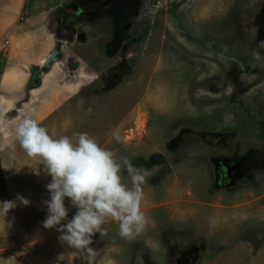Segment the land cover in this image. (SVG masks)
I'll use <instances>...</instances> for the list:
<instances>
[{
	"label": "rangeland",
	"instance_id": "1",
	"mask_svg": "<svg viewBox=\"0 0 264 264\" xmlns=\"http://www.w3.org/2000/svg\"><path fill=\"white\" fill-rule=\"evenodd\" d=\"M102 1H33V12L55 9L43 21L60 52L42 71L64 76L44 79L48 103L52 81L74 76L85 86L55 96L57 109L48 104L40 117L35 105L10 111L15 99L1 101L0 202L16 206L0 215V264H87L86 253L43 227L51 177L15 141L14 126L24 118L54 137L87 132L145 170L142 210L158 221L151 240L158 247L124 239L118 224L106 221L107 235L97 233L90 245L98 264H264V61L251 56L264 42V0H134L127 18L117 13L122 0H113L74 15L77 6L89 11ZM0 30L2 69L6 42L17 33ZM34 75L31 85H38L42 77ZM65 205L71 208L67 199ZM225 205L244 206L246 214H234L241 221L229 231L210 230L215 239L197 237L207 230L205 209Z\"/></svg>",
	"mask_w": 264,
	"mask_h": 264
},
{
	"label": "clouds",
	"instance_id": "2",
	"mask_svg": "<svg viewBox=\"0 0 264 264\" xmlns=\"http://www.w3.org/2000/svg\"><path fill=\"white\" fill-rule=\"evenodd\" d=\"M261 48L264 42L251 50L253 60L264 61ZM112 135L121 141L119 130ZM15 141L27 157L43 164L51 177L46 185L50 199L44 201L48 214L43 227L55 228L62 243L86 253L87 264H98L99 253L90 245L97 233L107 235L103 227L106 221L118 224L119 235L129 241L155 226L142 210L145 170L137 168L129 157L102 147L87 132L54 137L32 118H24L16 125ZM16 199L24 206L30 203L19 195ZM66 199L76 209L71 219ZM15 206V201L0 202V215L6 216Z\"/></svg>",
	"mask_w": 264,
	"mask_h": 264
},
{
	"label": "crops",
	"instance_id": "3",
	"mask_svg": "<svg viewBox=\"0 0 264 264\" xmlns=\"http://www.w3.org/2000/svg\"><path fill=\"white\" fill-rule=\"evenodd\" d=\"M9 1H3L0 3V19L2 18L3 22L5 20L4 23L1 22L2 25H0V29H5V32L10 33V36H12V33H17V36L13 41L7 40V44L5 43L6 50L3 53L5 58H1V61L4 62V66L2 67V69L0 68V104L1 101H3V98L15 99V102L10 103L13 106V109L11 108L10 111H15L16 108L20 106V104L21 106H25L24 109L28 108V111H31L32 106L35 105L36 116L40 117L42 116L41 110H46L48 108V104H51L53 106V110L57 109L55 96H57L58 94H74L75 92H79L84 88L85 83L83 84L79 81L76 82L75 79L73 80L74 76H71L70 80L68 77L65 78V80L59 82L58 85L54 84L51 80V86L48 85L50 90L46 93H50V95H53V97H51V100L48 103L45 97V91L47 90V88L44 85V79L46 77L56 78L59 75L64 76L62 71H57L56 73L52 72L53 74L50 75V71L48 73H44L42 71L43 60L54 49V44L59 41L57 40V37H55V33L50 28H48V26L44 24L45 21H43L44 18H48L51 12L55 10L53 9L54 6L47 8L44 7L43 9H38L33 12L31 11V8L34 0L31 2L27 0H12L13 5H11V1ZM17 15L20 16V21L17 23L18 26L15 23V18L17 17ZM50 63L48 65H50ZM28 70H31L32 73L30 77L27 75ZM34 73L38 75L39 79L42 77L40 80H38V85H31L30 78L32 79L35 76ZM27 82L28 86H18ZM22 95L25 96V98ZM38 95L39 97H37ZM19 110L22 111L23 109L20 108ZM15 127L16 126H14L13 130L14 133ZM18 146H16L15 148H17ZM160 205H162V207L167 206V204L164 205L162 203L159 205H151L150 209L160 207ZM240 205L237 206L239 208H235L232 205H225V207L230 208H224L223 206H221L219 212L217 209L216 212L215 209L212 208H209L208 211L207 209H205V214L208 217L206 219L207 230H202L203 234L201 231V234L198 233L197 237L201 238V236H203L204 238L215 239L219 236H217L216 232H212L210 230H215L219 227L226 228V230L229 231L232 228L229 227L231 222L237 223L238 221L239 223L241 221V216L246 214L244 206ZM234 214H239L241 216L239 217V215ZM235 217H238L236 218L237 220H235ZM152 220L155 221V226H149L144 234L136 238L137 240L141 239V243L148 247L151 251L152 248L158 247H156V242H153L151 240H154V238H156L154 232H156L160 227L157 226L158 221H156L155 219ZM190 223L192 225L199 224V222L192 220L190 221ZM215 225H217V227H215ZM226 225H228V227H226Z\"/></svg>",
	"mask_w": 264,
	"mask_h": 264
},
{
	"label": "flooded vegetation",
	"instance_id": "4",
	"mask_svg": "<svg viewBox=\"0 0 264 264\" xmlns=\"http://www.w3.org/2000/svg\"><path fill=\"white\" fill-rule=\"evenodd\" d=\"M107 0H104V1H102V2H100L97 6H95V7H93L91 10H87V8H81V7H79V6H77V8H76V11H75V13H74V15L77 17V18H81V16H80V13H86V12H88L89 14H91L92 12H95V11H97V10H102V8H104L105 6H106V4H109L110 2H112L113 0H109V1H107ZM121 3V6H123V7H121L120 9H119V11L117 12L118 14L119 13H122L123 15H125V18H127L128 17V15L129 14H131L132 13V10L134 9V4H135V2H134V0H122V1H120ZM109 10L111 11L112 10V8L110 7L109 8ZM117 11V9L115 10V12ZM127 22V19L125 20V23ZM226 164L225 165H222V168L224 169V170H226ZM185 262H186V259H182V261H181V264H185Z\"/></svg>",
	"mask_w": 264,
	"mask_h": 264
},
{
	"label": "water",
	"instance_id": "5",
	"mask_svg": "<svg viewBox=\"0 0 264 264\" xmlns=\"http://www.w3.org/2000/svg\"><path fill=\"white\" fill-rule=\"evenodd\" d=\"M59 53L58 48H54L49 55L45 58L44 62L42 63V66L45 67L47 66Z\"/></svg>",
	"mask_w": 264,
	"mask_h": 264
},
{
	"label": "trees",
	"instance_id": "6",
	"mask_svg": "<svg viewBox=\"0 0 264 264\" xmlns=\"http://www.w3.org/2000/svg\"><path fill=\"white\" fill-rule=\"evenodd\" d=\"M44 69V67L42 68V70Z\"/></svg>",
	"mask_w": 264,
	"mask_h": 264
}]
</instances>
